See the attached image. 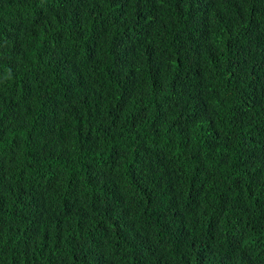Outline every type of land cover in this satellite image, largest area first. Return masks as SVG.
I'll use <instances>...</instances> for the list:
<instances>
[{
  "label": "trees",
  "instance_id": "trees-1",
  "mask_svg": "<svg viewBox=\"0 0 264 264\" xmlns=\"http://www.w3.org/2000/svg\"><path fill=\"white\" fill-rule=\"evenodd\" d=\"M0 264H264V0H0Z\"/></svg>",
  "mask_w": 264,
  "mask_h": 264
}]
</instances>
